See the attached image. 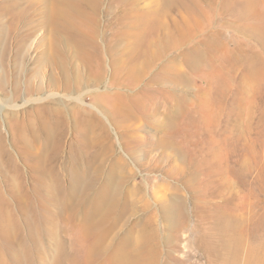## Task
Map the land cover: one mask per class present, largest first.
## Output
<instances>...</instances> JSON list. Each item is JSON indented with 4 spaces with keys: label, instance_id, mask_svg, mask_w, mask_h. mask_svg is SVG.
Returning a JSON list of instances; mask_svg holds the SVG:
<instances>
[{
    "label": "rangeland",
    "instance_id": "374dc122",
    "mask_svg": "<svg viewBox=\"0 0 264 264\" xmlns=\"http://www.w3.org/2000/svg\"><path fill=\"white\" fill-rule=\"evenodd\" d=\"M168 1L0 0V264H264V0Z\"/></svg>",
    "mask_w": 264,
    "mask_h": 264
},
{
    "label": "bare ground",
    "instance_id": "6f19581e",
    "mask_svg": "<svg viewBox=\"0 0 264 264\" xmlns=\"http://www.w3.org/2000/svg\"><path fill=\"white\" fill-rule=\"evenodd\" d=\"M73 2V0H71ZM169 1L165 0L164 4L162 5L161 9L159 10V13L161 14H166V7L168 6ZM55 15L59 16V17H64V19L68 22H71V27L70 30H73L74 26H75V8L71 5V2L68 1L63 7H55ZM197 29H202L204 30V26H203V20L196 22H192ZM192 31H190L188 34H184L183 37H181L179 40H185L186 37H189L190 35H196V30H194L192 33ZM203 33V38L201 41L199 42H195V46L192 48H189L186 50V54L184 56V60L187 62H192L191 64H196L197 60H200L202 58V56L204 57L205 55H207L211 61L214 62V51H213V42L211 40V37L209 35V33ZM193 38V37H192ZM191 39V38H190ZM173 42V39H169L168 44H171ZM233 56V53H232ZM232 59V57L230 58ZM199 63V62H198ZM42 171L44 173H46L48 170L46 167H44L42 169ZM54 178L56 179V176H54ZM98 203L96 205V211L97 212H103L104 210H109V212L111 213L113 211V209L117 206V200L115 197L114 193H111L110 190H104V191H100L98 193ZM93 213V212H92ZM92 215V214H91ZM90 215V216H91ZM89 216V217H90ZM103 216L98 214L95 215L89 219H91L93 222L90 223H86L85 221V227L82 230L84 234L86 235H94V230H95V225L99 228L100 223L102 221ZM80 231V230H79ZM78 231V232H79ZM80 233V232H79ZM103 248V247H101ZM98 248L96 243H92L90 245L89 248V255L90 256H97L99 254H104V252L102 250H98L101 249ZM142 250V247H141ZM117 253H115L113 255L114 258H116L115 260H113L112 262H109L107 264H147V263H143V261L140 259V257L138 255H135L134 253L130 252L128 253L127 256H125L124 254H122V247L118 248ZM258 261V259H257ZM257 263V262H256Z\"/></svg>",
    "mask_w": 264,
    "mask_h": 264
}]
</instances>
